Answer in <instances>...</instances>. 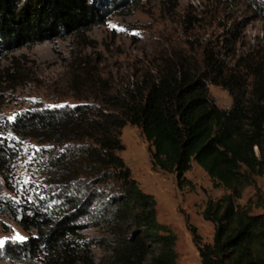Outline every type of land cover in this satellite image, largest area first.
<instances>
[{
    "label": "trees",
    "instance_id": "16d2710c",
    "mask_svg": "<svg viewBox=\"0 0 264 264\" xmlns=\"http://www.w3.org/2000/svg\"><path fill=\"white\" fill-rule=\"evenodd\" d=\"M97 0H0V39L5 48L61 36L101 20ZM201 74L188 69L162 71L156 78L119 92L98 90L90 99L27 113L14 122L21 138L47 145L40 174L52 198L33 196L12 204L0 196V212L24 232L6 240L0 259L10 264H176L175 235L157 220L156 201L143 191L119 155L121 129L138 127L151 144V165L175 173L179 187L195 161L214 188L227 192L208 198L202 217L214 226L202 243L188 225L201 264H264V213L251 203L236 204L243 190L264 176V51L239 55L229 67L206 51ZM242 72L240 74L236 72ZM209 83L226 89L229 108L210 96ZM11 149L0 142V167ZM93 229L98 235L88 237ZM110 256L97 261L94 247Z\"/></svg>",
    "mask_w": 264,
    "mask_h": 264
},
{
    "label": "rangeland",
    "instance_id": "374dc122",
    "mask_svg": "<svg viewBox=\"0 0 264 264\" xmlns=\"http://www.w3.org/2000/svg\"><path fill=\"white\" fill-rule=\"evenodd\" d=\"M94 2L95 0H89ZM25 0H13L21 6ZM101 20L61 36L5 48L0 39V142L11 156L0 167V196L12 204L55 192L40 174L47 145L21 138L14 122L21 116L90 99L98 90L119 92L156 78L166 69L204 71L206 51L231 67L239 55L264 51V0H97ZM240 74L242 72H236ZM209 93L221 108L232 97L221 86L209 83ZM124 149L119 151L132 177L156 201L157 220L176 237V264H201L188 225L194 226L202 243H211L214 226L202 217L208 198L227 191L214 188L208 174L192 161L185 177L191 184L179 187L175 173L153 168L151 144L142 131L126 124L121 129ZM258 187L247 186L236 199L250 201L251 211L264 213V176H255ZM88 237L98 234L93 229ZM26 239L28 234L0 212V240ZM2 246V245H0ZM97 261L109 258L107 246L94 247ZM0 264H10L0 259ZM107 264V263H100ZM142 264H155L148 255Z\"/></svg>",
    "mask_w": 264,
    "mask_h": 264
},
{
    "label": "snow or ice",
    "instance_id": "6c2138e0",
    "mask_svg": "<svg viewBox=\"0 0 264 264\" xmlns=\"http://www.w3.org/2000/svg\"><path fill=\"white\" fill-rule=\"evenodd\" d=\"M16 239H18V240H22L23 237H19V236H17ZM3 244H4V241L0 240V245H3Z\"/></svg>",
    "mask_w": 264,
    "mask_h": 264
}]
</instances>
